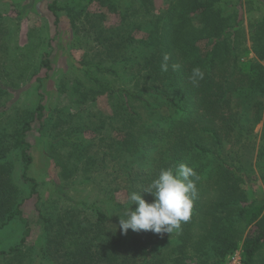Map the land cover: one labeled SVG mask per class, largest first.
<instances>
[{
	"label": "trees",
	"instance_id": "obj_1",
	"mask_svg": "<svg viewBox=\"0 0 264 264\" xmlns=\"http://www.w3.org/2000/svg\"><path fill=\"white\" fill-rule=\"evenodd\" d=\"M99 1L119 21L104 28L99 24L101 14L97 25L86 14L94 50L80 61V70L57 75L54 106L44 103L42 78L37 77L34 107L20 114L18 121L0 124V229L21 216L19 207L25 198L13 181V155L21 163L19 177L28 188L26 195L37 193V182L28 174L32 147L27 140L36 122L46 139L45 154L67 178L96 179L109 163V182L123 183L128 191H140L150 201L152 197L142 189L161 168L183 162L199 176L191 217L179 232L122 234L119 221L125 218L127 202H117L114 189L104 185L100 190L105 201L73 203L55 216L42 215L43 256L53 261L60 257L56 264H188L190 259L199 262L211 255L222 258L238 247L240 239L242 264H256L264 248V196L251 193L254 196L248 200L241 184L249 173L238 152L260 123L264 143V16L254 21L247 39L240 0H170L157 14L153 0ZM81 3L63 5L54 0L48 7L56 25L59 10L75 28L73 16ZM194 14L199 15L200 26L194 25ZM144 22L151 30L135 37L133 32ZM249 52L253 58H246ZM165 53L170 56L168 72L160 69ZM49 57L50 52L43 51L38 68L53 70ZM173 63L180 65L175 71ZM197 66L205 75L194 87L189 76ZM65 92L74 98V110L60 95ZM4 93L0 88V108L5 107ZM102 94L108 96L109 115L86 108ZM88 129L96 133V140H85L83 132ZM108 130L124 135L108 136L104 134ZM21 219L22 237L0 251L1 264L30 263L21 261L20 246L29 233L26 219Z\"/></svg>",
	"mask_w": 264,
	"mask_h": 264
},
{
	"label": "rangeland",
	"instance_id": "obj_2",
	"mask_svg": "<svg viewBox=\"0 0 264 264\" xmlns=\"http://www.w3.org/2000/svg\"><path fill=\"white\" fill-rule=\"evenodd\" d=\"M73 1L57 0V4L69 5ZM53 2L54 0H0V88L6 91L2 94L5 107L1 106L0 110H5L0 116V124L9 123L13 118L18 121L20 114L23 115L24 111L34 107L38 100L39 81L37 77L42 78L41 92L45 96L44 103L47 106H54L57 102L55 100L57 75L61 72L70 75L73 71L80 70V61L87 59L94 50L95 39L86 22L87 13L92 15L95 25H97L98 14H101L103 17L100 18L99 24H102L104 28L114 26L119 21L118 15L99 0H82L77 14L73 16L75 28L70 27V20L66 13L59 10L57 11L59 21L56 25V17L48 7ZM169 2L170 0H153L151 5L153 13L161 12ZM80 7L83 8L82 13H80ZM192 19L195 26L201 25L198 14H194ZM150 30V24L144 22L141 29L134 31L133 34L140 38L146 36ZM245 37L247 39L249 37L246 32ZM246 45L249 47L247 40ZM43 51L50 52L49 59L53 70L49 72L44 68H38ZM246 58H253L251 52ZM75 73L78 74V72ZM60 95L68 106L72 105V110H74L76 105L72 103L74 98H71L68 92ZM86 108L90 111L99 110L106 115L111 114L107 94L98 95L92 103L86 105ZM37 125L36 122L33 123L27 135V140L32 147L30 150L32 163L28 174L37 182V193L31 196L26 195L28 188L24 186L19 177L21 163L13 155L11 158L14 171L13 181L24 192L22 196L25 198L19 207L21 216H16L0 229V251L18 244L24 230L21 218H24L27 221L29 233L25 238V243L20 246L24 259L21 261L30 262L28 264H56L60 257L53 261L43 256L42 253V250H45L43 247L45 246L44 231L46 228L42 215L44 217L55 216L61 213L63 208H71L73 203L105 201L106 194L100 190V187L103 188L104 185L114 189L115 200L119 203L127 202V196L131 192L124 187L123 183L116 185L114 182H109L111 181L109 173L112 169L109 163H107V169H103L99 177L87 182L80 175L70 178L63 176L62 169L55 166L45 154L46 139L38 131ZM261 129V123L256 125L253 130L254 137L250 141H245L238 152L240 163L245 172L249 173V178L244 179L241 184L247 191L248 200L254 195L257 198L264 196V143L260 138ZM104 134L115 138H122L124 135L122 132L109 130ZM83 136L85 140L92 142L96 140L97 135L88 129L83 132ZM246 231L241 236H244ZM240 244L241 241L238 239V247L222 258L211 255L209 259L201 258L203 261L199 262L190 259L188 264H234L231 256L238 252L241 253ZM256 264H264V248Z\"/></svg>",
	"mask_w": 264,
	"mask_h": 264
},
{
	"label": "clouds",
	"instance_id": "obj_3",
	"mask_svg": "<svg viewBox=\"0 0 264 264\" xmlns=\"http://www.w3.org/2000/svg\"><path fill=\"white\" fill-rule=\"evenodd\" d=\"M169 60L170 56L165 53L160 64L162 72L169 71ZM179 67L177 63L171 64L173 71ZM204 75V71L197 66L191 70L189 80L196 87L204 79ZM198 180L199 176L194 168L183 162L161 168L156 178L142 189L152 197L150 201H146L140 191L128 194L125 218L119 221L122 234H126L128 230L151 231L159 235L179 232L182 223L191 217L193 203L198 195Z\"/></svg>",
	"mask_w": 264,
	"mask_h": 264
},
{
	"label": "crops",
	"instance_id": "obj_4",
	"mask_svg": "<svg viewBox=\"0 0 264 264\" xmlns=\"http://www.w3.org/2000/svg\"><path fill=\"white\" fill-rule=\"evenodd\" d=\"M239 2L240 19L246 34H249L254 21H261L264 16V0H240ZM251 55L254 56L253 53Z\"/></svg>",
	"mask_w": 264,
	"mask_h": 264
},
{
	"label": "built area",
	"instance_id": "obj_5",
	"mask_svg": "<svg viewBox=\"0 0 264 264\" xmlns=\"http://www.w3.org/2000/svg\"><path fill=\"white\" fill-rule=\"evenodd\" d=\"M231 259H232L234 264H242L241 253L240 252L235 253L234 255H232Z\"/></svg>",
	"mask_w": 264,
	"mask_h": 264
}]
</instances>
